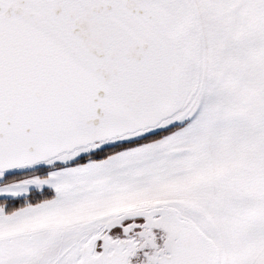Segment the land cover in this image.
<instances>
[{"label":"snow or ice","instance_id":"1","mask_svg":"<svg viewBox=\"0 0 264 264\" xmlns=\"http://www.w3.org/2000/svg\"><path fill=\"white\" fill-rule=\"evenodd\" d=\"M0 264H264V0H0Z\"/></svg>","mask_w":264,"mask_h":264}]
</instances>
